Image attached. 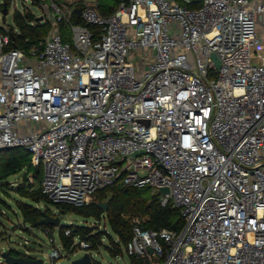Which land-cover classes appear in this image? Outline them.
Listing matches in <instances>:
<instances>
[{
  "label": "built area",
  "instance_id": "2783aa9c",
  "mask_svg": "<svg viewBox=\"0 0 264 264\" xmlns=\"http://www.w3.org/2000/svg\"><path fill=\"white\" fill-rule=\"evenodd\" d=\"M37 2L52 24L38 46L9 48L0 27V163L28 151L57 204L89 205L118 181L172 202L181 232L133 226L125 251L144 264H264V0H121L109 16L86 2L97 38Z\"/></svg>",
  "mask_w": 264,
  "mask_h": 264
},
{
  "label": "trees",
  "instance_id": "16d2710c",
  "mask_svg": "<svg viewBox=\"0 0 264 264\" xmlns=\"http://www.w3.org/2000/svg\"><path fill=\"white\" fill-rule=\"evenodd\" d=\"M8 8L11 0H5ZM121 0H98V9L104 16L112 15L119 8ZM34 4H38L37 0ZM74 8L71 20L75 24L85 25L95 33V38L99 37L101 29L96 26L87 25L76 10L83 5L72 4ZM14 22L16 28L10 32L12 42L9 48H18L28 52L33 46H38L44 41L52 30L51 22H40L38 17L32 11L14 13ZM62 29L64 25L61 26ZM65 40L67 37L64 38ZM22 148L7 149L2 152V161L0 163V190L9 193L7 186L9 179L21 174L23 186L14 188L21 200H16V207L23 218L25 226L34 225L43 219V211L53 217H59L54 214H74L85 219H96L101 222L106 221L107 226L111 229L113 235L118 238V242L113 240L109 234V238L113 247H108V252L113 257L123 255L126 245L132 240L133 226L139 223L144 229L161 231L168 230L181 232L185 226V219L181 210L174 206L172 202L167 205L161 203V197L152 192L148 187H129L122 184L121 181L114 185L98 191L89 205L76 207L71 204H57L42 192L41 184L43 174L41 167L34 166V162L27 157L28 151L23 153ZM29 174L33 175L34 182L28 180ZM108 204L107 210H103L99 205ZM51 207H54L53 210ZM61 218V217H59ZM46 233H54L59 230L62 247L68 252H75L76 240L85 241L91 245L90 249L97 250L101 243L102 236L99 233L93 234L89 228L80 226L63 225L60 219L59 227L52 225L38 226ZM66 230H70V234L66 235ZM20 256V255H16ZM29 258V257H28ZM132 264H144L143 260L130 256Z\"/></svg>",
  "mask_w": 264,
  "mask_h": 264
},
{
  "label": "rangeland",
  "instance_id": "374dc122",
  "mask_svg": "<svg viewBox=\"0 0 264 264\" xmlns=\"http://www.w3.org/2000/svg\"><path fill=\"white\" fill-rule=\"evenodd\" d=\"M48 7L52 5V1L58 4L66 5L70 0H41ZM90 3L95 0H86ZM2 0H0V3ZM25 8H29L38 17L47 15L44 7L41 5L32 4L31 0H12L9 7V12L4 16L0 8V27L15 29L14 13L16 11L22 12ZM68 9V8H67ZM62 34L67 37L68 42L72 41V30L69 26H64ZM258 52H264V45L259 46L256 49ZM23 153H26L25 149H21ZM29 160L33 161V155L27 153ZM43 171V167H41ZM44 172V171H43ZM22 172L9 179V185L7 190L9 193L0 190V264H6L3 254L10 252L12 255H21L33 259L43 260V264H51L50 254L53 248L60 250L63 257L57 260L56 264H72L75 260L82 258L85 254H90L95 261L102 264H132L130 256L126 253L125 248L123 255L113 257L108 252V247H113L109 234L113 237L115 242H118V238L113 235L111 229L107 226L106 221L101 222L96 219H85L74 214H59L58 211H54V214H58L61 217L63 225L80 226L82 228H89L93 234L99 233L102 236L101 243L97 250L82 249L79 246V241L76 240L75 252L71 253L66 251L62 247V242L59 235V230L52 234L46 233L42 228H33L24 225L23 218L20 215L17 207L16 200H21L19 195L15 192L14 188L23 186ZM29 177V176H28ZM55 210L54 207H51ZM67 231V230H66ZM66 234V233H65Z\"/></svg>",
  "mask_w": 264,
  "mask_h": 264
},
{
  "label": "water",
  "instance_id": "95a60500",
  "mask_svg": "<svg viewBox=\"0 0 264 264\" xmlns=\"http://www.w3.org/2000/svg\"><path fill=\"white\" fill-rule=\"evenodd\" d=\"M79 16H81L82 8H78L76 10ZM3 13L5 15L8 14V6L7 3L4 4L3 8ZM212 59L216 63V67L219 68L221 66V61L217 59V55L215 53L211 54ZM138 153H134V156H137ZM170 189L166 187H162L159 189V194H169ZM103 210H107L108 204H100L99 205ZM43 219L34 225H32L33 228H37L38 226H43V225H52L54 227H59L60 225V218L59 217H53L48 215L46 212L43 211ZM152 252V251H151ZM3 258L6 262V264H43V260L41 259H33V258H28L26 256H14L10 252H6L3 254ZM92 263V258L90 254H85L82 258L75 260L72 264H91Z\"/></svg>",
  "mask_w": 264,
  "mask_h": 264
},
{
  "label": "crops",
  "instance_id": "0c3cea01",
  "mask_svg": "<svg viewBox=\"0 0 264 264\" xmlns=\"http://www.w3.org/2000/svg\"><path fill=\"white\" fill-rule=\"evenodd\" d=\"M86 2V0H70L69 3L66 5V7L69 9V10H74V8L76 6H71L72 4L76 5V4H79L81 3L82 5H84ZM90 3V2H89Z\"/></svg>",
  "mask_w": 264,
  "mask_h": 264
}]
</instances>
